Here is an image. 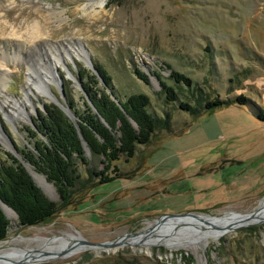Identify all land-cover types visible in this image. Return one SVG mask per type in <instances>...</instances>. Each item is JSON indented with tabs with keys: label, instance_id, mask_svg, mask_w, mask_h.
Wrapping results in <instances>:
<instances>
[{
	"label": "rangeland",
	"instance_id": "obj_1",
	"mask_svg": "<svg viewBox=\"0 0 264 264\" xmlns=\"http://www.w3.org/2000/svg\"><path fill=\"white\" fill-rule=\"evenodd\" d=\"M104 2L95 18L83 12L88 0H0V75L7 74L6 87L0 86V131L7 141L0 139V162L13 146L33 147L27 129L35 127L34 117L45 105L61 102L67 107L59 86L66 101L69 93L85 107L78 70L96 63L114 75L122 96L149 94L152 112L172 116V130L158 129L149 144L138 145L133 158L115 161L121 177L98 185L95 178L69 205L39 224L22 225L13 209L5 211L11 227L0 249L15 243L39 250L45 238L64 234L115 241L141 234L164 214L231 217L259 212L264 200V120L259 118L264 112V0ZM76 43L83 54L73 51ZM58 54L65 59L58 81L46 86L55 97L28 91L31 62L54 63ZM165 62L195 81L193 99L185 86H177L182 98L194 104L217 98L229 103L194 116L178 102H166L153 74L147 85L133 73L135 67L159 72L172 84ZM240 95L248 101L239 103ZM13 102L24 104L21 118L12 116L21 112ZM85 155L90 166L104 168L88 146ZM28 165L43 192L60 203L56 186ZM86 169L80 165L84 177ZM38 175L46 178L47 187ZM184 233L193 237L149 247L126 240L113 251L94 248L67 257L55 252L15 264H264V221L218 240L208 235L205 243L194 237L192 228Z\"/></svg>",
	"mask_w": 264,
	"mask_h": 264
},
{
	"label": "trees",
	"instance_id": "obj_2",
	"mask_svg": "<svg viewBox=\"0 0 264 264\" xmlns=\"http://www.w3.org/2000/svg\"><path fill=\"white\" fill-rule=\"evenodd\" d=\"M164 64L171 70L172 84L164 81L159 72L148 73L135 67L133 73L136 79L147 85L151 83L153 74L161 83L166 102H178L181 110L194 116L229 103L217 98L194 104L193 100L182 98L177 86H185L193 99L196 90L194 79L173 69L171 64ZM95 67L99 75L88 67L78 70L84 88L83 109L67 93L75 120L58 104H47L45 110L34 117L35 127L27 129L33 147H16L27 164L56 186L61 202L50 199L43 192L26 164L13 152H6V158L0 162V199L17 213L22 225H36L53 216L71 203L77 191L94 184L95 178L99 179L98 185L121 177L118 167H113L115 161L122 156L127 160L133 158L138 145L149 144L158 129L172 130V116L152 112L149 94L139 92L122 96L114 83V75L102 64L96 63ZM237 101L246 103L248 99L240 95ZM259 118L264 120V112L259 113ZM84 142L94 159L104 165L102 170L90 166ZM81 164L87 166L88 177L83 176ZM110 171L114 175H109ZM10 227L11 221L0 203V241L6 238Z\"/></svg>",
	"mask_w": 264,
	"mask_h": 264
},
{
	"label": "bare ground",
	"instance_id": "obj_3",
	"mask_svg": "<svg viewBox=\"0 0 264 264\" xmlns=\"http://www.w3.org/2000/svg\"><path fill=\"white\" fill-rule=\"evenodd\" d=\"M88 7H90L92 10H88ZM104 7V0H88V3H86L82 9L84 14H86L87 16L96 18L100 15V12L104 9ZM76 44V46H73L75 48V50L73 51L76 52L78 55L83 54L85 52L83 46L80 43ZM62 56V54L56 55L54 63H43L41 62V59L35 64L31 62L28 82L26 83L27 90L32 91L34 93H36V90L37 94L49 98L55 97L54 94L48 92L46 86H48L47 84L52 81H58L57 70L60 64L63 63L65 60ZM32 60L34 61V58H32ZM6 76L7 74L5 72L3 73V75H0L1 88L6 87ZM13 104H15V106H18L19 111L21 112L17 113L18 115L14 113L12 116H18L17 118H21L22 111H24L22 105L24 106V104L18 102H13ZM0 139L5 144H7V141L2 136L1 131ZM38 178L40 184L45 183L44 186L47 187L46 185H48V182L46 181V178L41 175H38ZM49 186L52 185L49 184ZM5 209L9 214L13 212V210L8 206H5ZM203 217L208 220L214 219L219 221L205 222L198 218L190 216L181 217L178 219H170L166 223H163L162 225L157 227L156 223L151 224L150 227L147 228L141 234H133L131 236L126 237L124 239V242L126 243V240H130L133 243H142L146 247H149L151 245H172L178 238H181L183 236H188V239L193 237L184 233V229H186L187 227L192 228V230H196L194 237H196L201 243H205L208 241V235L212 236L213 239L218 240L221 236L230 231L235 230L239 226L246 227L264 221V200L261 201L259 206V212L257 214L233 215L231 217H216L206 215ZM205 223L209 225H203ZM197 228L201 229L198 230ZM82 239H84L83 236L78 234H64L55 236L54 238H45L43 241L44 243L42 249L39 250L24 248L19 245H16L15 243H9L7 247L5 246L4 248L0 249V264H15L22 260L39 261L42 258H47V256L55 252H64V256L66 257L74 256L80 253L81 251L87 249H94L89 245L82 244ZM107 250L113 251L114 249L107 248Z\"/></svg>",
	"mask_w": 264,
	"mask_h": 264
},
{
	"label": "water",
	"instance_id": "obj_4",
	"mask_svg": "<svg viewBox=\"0 0 264 264\" xmlns=\"http://www.w3.org/2000/svg\"><path fill=\"white\" fill-rule=\"evenodd\" d=\"M91 69L96 74L99 75V72H98V70L95 67L92 66ZM147 72L150 73V71H147ZM59 87H60V91H62L63 100L65 101V104H66L67 107H65L61 102H56V104H58L68 116H70L73 120H75V114L72 112L70 106L68 105V102L66 101V97H65V94H64L63 86H59ZM81 88L84 91V88L82 86V83H81ZM84 144L87 146V143L86 142H84ZM12 152L16 156H18L20 159H22L21 156H20V154H19V152H18V150H17V148L15 146H13ZM22 161L26 164L29 172L32 174V170L30 169L29 165L23 159H22ZM0 203L2 205V208L4 209V206L6 204L1 199H0ZM4 211H6V210L4 209ZM187 216L194 217V218H198V219H200L202 221L208 222V219H206L205 217H203V215L198 214V213H194V212H189V213H185V214H164V215L160 216L159 218H157V220H156V227L162 225L163 223H166L170 219H178V218L187 217ZM241 227H243V226H239L236 229L241 228ZM186 229H188V227ZM131 235H133V234H126L125 236L120 237L119 239H116L115 241H104V242H93V241H89L87 239H82L81 240V243L82 244L89 245L92 248H101V249L102 248L103 249L111 248L112 249L113 247H119L121 245H124L125 244L124 239L126 237H128V236H131Z\"/></svg>",
	"mask_w": 264,
	"mask_h": 264
}]
</instances>
